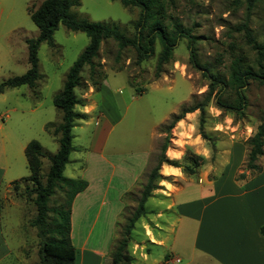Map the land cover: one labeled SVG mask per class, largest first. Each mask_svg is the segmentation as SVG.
<instances>
[{
  "label": "rangeland",
  "instance_id": "1",
  "mask_svg": "<svg viewBox=\"0 0 264 264\" xmlns=\"http://www.w3.org/2000/svg\"><path fill=\"white\" fill-rule=\"evenodd\" d=\"M42 1L0 0V82L27 70L26 39L35 38L39 32L29 16L28 8H36ZM75 1L77 4L72 5L70 11L77 19L109 25L127 37L135 35L139 7H124L120 0ZM164 5L169 15L164 19V24L176 21L195 37L192 44L195 59L208 66L211 72L227 78L230 62L235 57H241L246 66L257 70L256 51L247 42L241 26L246 23L255 41L264 43V3L247 8L246 0H165ZM53 40V46L43 42L37 50L39 77L35 81L36 85H21L0 93V108L4 111L2 117L9 118L8 125L13 130L15 144L20 143L19 147H14L20 158L18 162L15 159L13 161V173L0 176V226L11 251L8 259L4 258L6 260L3 259L0 264H37L39 261L40 238L36 228L30 224L36 214L34 194L30 190L32 183L24 179L29 174L24 147L32 139L40 143L44 154L40 166L43 181L50 165L49 156L59 147L60 135L54 134L52 130L62 120V112L53 104L52 99L61 90L68 69L87 45L88 37L83 32L71 31L59 24L53 33ZM159 50L160 45L156 40L152 54L137 63L136 52L132 47L119 49L113 39L103 40L97 56L93 58L92 67L85 65L82 68L80 85L74 88L75 96L79 100L84 99L87 107L93 108L86 119L74 121L71 132L75 150L70 153V161L63 174L67 177L76 176L73 167L76 163L83 165V160L88 157L89 147L100 146L101 143L92 136L104 124L107 126L108 120L114 126L109 133L107 129L102 132L103 136L107 133L104 153H114L121 162L136 164L141 172L134 193L125 196L131 192L128 191L122 196V199L125 196L124 207L114 224L112 244L119 238L126 214L135 208L136 201L132 200L139 197L142 185L157 161L163 139L168 134L160 126L171 113L177 112L182 106L189 107L202 102L209 84L202 70L194 67L191 62V49L186 38L181 37L177 41L171 58L163 64L162 71L156 77L155 66ZM91 69L94 71L91 72ZM103 78L104 84L98 88ZM90 87L93 91L88 92ZM229 96L227 93L224 95ZM246 101L243 113L238 115L218 108L212 97L205 107L201 128L199 110L186 113L184 121L177 123L169 131L168 147L178 151L167 147L165 154L168 157L180 156V163L192 165L194 155L207 149V162L225 166L227 159L219 153L230 151L233 158L226 172H230L238 163L239 169H243L248 148L246 140L264 115V80L249 81ZM82 109L81 104L74 106V110ZM100 113L104 118L97 121ZM200 129L204 138L199 133ZM262 161L264 155L257 163ZM204 163L201 160L195 166V173L184 172L190 182H197ZM1 165L3 166L2 157ZM208 176L214 177L216 173L211 171ZM9 178H12L10 186ZM63 199V190L57 189L50 199V207H58ZM93 207L89 212L90 218L97 204ZM146 207L161 210L162 219L168 222L172 220L171 215L164 210L163 201L149 198ZM148 219L157 220L155 213H148L136 223L132 239L146 240L152 256L159 249L147 242L140 228L141 223ZM73 222L74 233L70 241L74 246L82 244L88 230V239H85L87 249L107 246L112 230L111 225L107 226L103 214L94 222L81 221L79 210L76 209ZM160 226L166 229L164 224ZM151 230L163 235L162 231ZM169 230L170 227L167 226V231ZM133 257L132 264L148 263L137 253Z\"/></svg>",
  "mask_w": 264,
  "mask_h": 264
},
{
  "label": "trees",
  "instance_id": "2",
  "mask_svg": "<svg viewBox=\"0 0 264 264\" xmlns=\"http://www.w3.org/2000/svg\"><path fill=\"white\" fill-rule=\"evenodd\" d=\"M120 2L124 7L137 6L140 9L138 20L135 23L136 33L133 37H127L118 29L100 22L77 19L70 11L71 6L77 4L75 0H43L36 8H28L32 22L39 30L35 38L26 39L28 68L23 74L9 77L0 82V92L21 85L34 87L35 81L39 77L37 50L43 42L48 46H53V33L59 24H63L71 31H80L87 35V45L68 69L61 90L52 99L53 104L62 112V120L52 130L54 134L60 135L59 147L53 155L49 156L50 165L43 181L40 175V166L44 154L40 143L32 139L24 147L29 172L24 179L32 183L30 190L34 194L33 203L36 208V214L30 224L36 228L37 236L40 238L37 264H74L75 261L76 248L70 241L71 205L74 196L84 190L88 183L83 178L67 177L63 171L70 153L75 150L72 145L73 135L71 132L74 121L86 118L85 113L74 110V106L80 104V100L74 94V88L80 85L82 68L85 65L92 67L93 58L97 56L103 40L113 39L119 49L132 47L136 52L137 63L152 54L153 44L158 40L160 50L155 66V75L158 77L163 64L171 58L177 41L184 37L188 40V47L191 49V62L194 67L201 69L202 74L209 80L202 102L189 107L182 106L177 112L170 114L169 118L160 126L168 134L163 139L157 161L150 169L146 182L139 192V197L134 199L136 201L135 208L126 214L119 238L110 250L109 264H132V257L129 253L130 233L135 222L146 213L145 202L157 187V182L163 178L159 173L160 166L163 163L176 167L181 165L177 160L169 159L165 154L170 140L169 131L186 113L195 110L200 112L199 126L201 128L205 107L212 97L218 108L241 115L247 103L246 88L249 81L263 82L264 80V43L255 41L246 23H243L241 28L245 31L247 42L256 51L257 70L254 71L251 66H246L241 57H235L230 62L228 77L225 78L211 72L208 66L200 64L195 59L192 51L195 37L185 27L176 21L164 24V19L169 16L166 13L165 0H120ZM246 2L247 8H251L258 3H264V0H246ZM93 71L91 69V72ZM97 87L99 88V86ZM225 93L230 96L224 97ZM199 133L204 138L201 129ZM246 144L248 148L244 168L250 171L258 170L259 165L256 161L264 155V115L252 135L246 140ZM193 158L192 165H184L185 173H193L195 166L203 159L202 156L196 154ZM243 176L244 173L237 174L238 179ZM57 189L63 190L64 199L58 207L52 209L49 202ZM131 193L134 192H128L125 196ZM51 213L53 214L51 215ZM259 232L264 236V223L260 225Z\"/></svg>",
  "mask_w": 264,
  "mask_h": 264
},
{
  "label": "crops",
  "instance_id": "3",
  "mask_svg": "<svg viewBox=\"0 0 264 264\" xmlns=\"http://www.w3.org/2000/svg\"><path fill=\"white\" fill-rule=\"evenodd\" d=\"M104 78L99 87L103 86ZM89 91L93 89L90 87ZM80 100L83 109L75 111L85 113L87 118L93 106L87 107L84 99ZM3 113L0 108V158L3 160L0 176L11 175L13 165L15 166L14 159L18 162L20 158L14 150L20 143L15 144L13 130L8 125L9 118L6 116V119H3ZM101 118L104 116L100 113L97 121ZM105 119L108 120L106 117ZM182 121L183 118L177 123ZM106 122L107 126L104 124L92 136L101 143L100 146L89 147L90 152L88 151L87 159L83 160V165L76 163L73 167L76 176L72 178H83L88 185L73 198L70 238L74 233L73 216L76 209L79 210L81 221L94 222L103 214L107 226L111 225L112 234L107 246L87 249L85 239H88L90 231L88 230L82 244L79 247L75 246L74 264L110 263V249L115 235L114 224L124 207L122 196L128 191L134 192L141 173L136 164L121 162L114 153H109L108 156L104 153L107 133L114 126L109 124V120ZM105 129L107 133L103 136L102 132ZM168 149L178 151L174 148ZM222 152L219 153L220 156L227 159L225 166L217 165V162L214 165L207 162L209 158L207 149L196 154L202 156V161L205 162L196 183L190 182L184 174L185 164L180 163V156L166 155L181 165L176 167L163 163L160 166L159 173L163 178L157 182V187L147 200L156 198L163 201L164 210L171 215L172 220L168 222L162 219L161 210L148 209L145 202L146 213L135 222L130 233L129 253L132 262L133 255L137 253L143 261H148L146 264H166V261L170 264H264V236L259 232L260 225L264 223V161L258 163V170L250 171L245 168L240 170L238 163L230 172H226L233 156L230 151ZM211 171H214L216 176L209 177ZM195 172L194 169L193 173ZM239 173H244L240 179L237 178ZM11 181L12 178H9L8 186ZM95 204L97 207L90 218L89 212L93 210ZM150 212L155 213L157 220L143 221L140 228L147 242L159 249L152 256L146 240L132 239L136 223ZM160 224H164L166 229H162ZM167 226L170 227L169 231ZM151 229L162 231L163 235L154 233ZM10 252L0 226V262L4 258L8 259ZM175 258L179 261L176 262Z\"/></svg>",
  "mask_w": 264,
  "mask_h": 264
},
{
  "label": "built area",
  "instance_id": "4",
  "mask_svg": "<svg viewBox=\"0 0 264 264\" xmlns=\"http://www.w3.org/2000/svg\"><path fill=\"white\" fill-rule=\"evenodd\" d=\"M174 260H175L176 262H178V261H179V259H178V258H175ZM165 263H166V264H170V262H169V261H166Z\"/></svg>",
  "mask_w": 264,
  "mask_h": 264
},
{
  "label": "bare ground",
  "instance_id": "5",
  "mask_svg": "<svg viewBox=\"0 0 264 264\" xmlns=\"http://www.w3.org/2000/svg\"><path fill=\"white\" fill-rule=\"evenodd\" d=\"M170 169V168H169ZM164 170H166L165 168H164ZM170 170H172V169H170ZM165 172V171H164Z\"/></svg>",
  "mask_w": 264,
  "mask_h": 264
}]
</instances>
